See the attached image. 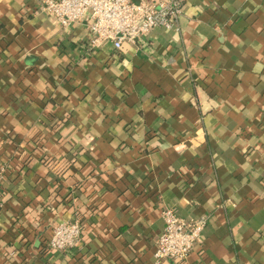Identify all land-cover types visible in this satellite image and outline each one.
I'll return each instance as SVG.
<instances>
[{"label":"crops","instance_id":"0c3cea01","mask_svg":"<svg viewBox=\"0 0 264 264\" xmlns=\"http://www.w3.org/2000/svg\"><path fill=\"white\" fill-rule=\"evenodd\" d=\"M180 1L115 50L0 0V264H155L167 208L206 222L161 264H264V0Z\"/></svg>","mask_w":264,"mask_h":264},{"label":"built area","instance_id":"2783aa9c","mask_svg":"<svg viewBox=\"0 0 264 264\" xmlns=\"http://www.w3.org/2000/svg\"><path fill=\"white\" fill-rule=\"evenodd\" d=\"M39 13L61 28L83 24L89 34V49L110 42L115 50L135 44L154 28L177 29L182 12L180 0H38ZM163 230L156 238L155 264L182 261L199 242L204 218L180 217L171 209L162 212ZM78 222L59 223L52 228L48 246L68 252L81 244Z\"/></svg>","mask_w":264,"mask_h":264}]
</instances>
